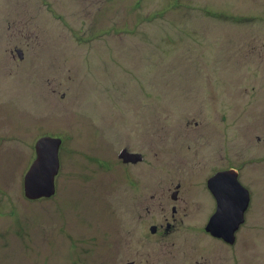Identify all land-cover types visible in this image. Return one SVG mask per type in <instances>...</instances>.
<instances>
[{"label":"rangeland","instance_id":"obj_1","mask_svg":"<svg viewBox=\"0 0 264 264\" xmlns=\"http://www.w3.org/2000/svg\"><path fill=\"white\" fill-rule=\"evenodd\" d=\"M41 137L60 168L29 201ZM225 161L252 197L233 245L204 231ZM178 182L188 217L151 235ZM134 260L264 264V0H0V264Z\"/></svg>","mask_w":264,"mask_h":264},{"label":"water","instance_id":"obj_2","mask_svg":"<svg viewBox=\"0 0 264 264\" xmlns=\"http://www.w3.org/2000/svg\"><path fill=\"white\" fill-rule=\"evenodd\" d=\"M17 57L23 58L22 51L16 49ZM62 140L41 137L34 145L36 157L25 172L23 194L30 200L53 197L55 177L59 173V151ZM125 163L140 162L142 156L126 149L118 155ZM208 187L217 200L216 212L211 216L206 231L211 236L233 245L237 230L245 223V213L250 203L249 192L238 180L235 170L220 172L208 181ZM154 228H151L153 233Z\"/></svg>","mask_w":264,"mask_h":264},{"label":"flooded vegetation","instance_id":"obj_3","mask_svg":"<svg viewBox=\"0 0 264 264\" xmlns=\"http://www.w3.org/2000/svg\"><path fill=\"white\" fill-rule=\"evenodd\" d=\"M195 125H197V123L195 124ZM210 130V129H209ZM123 149H126V148H123ZM123 149H121L120 151H122ZM127 150V149H126ZM120 151L118 152V155H119V153H120ZM128 151V150H127ZM128 152H131V151H128ZM131 153H136V152H131ZM136 154H139V153H136ZM117 155V156H118ZM140 156H142V159H141V161L140 162H130V163H125L124 162V160L123 159H121L119 156V160H120V162H121V164H122V166H124L125 168L126 167H133V166H136V165H138V164H141V162H143V160H144V156L142 155V153L141 154H139ZM227 161H231V159L230 160H227ZM128 170V169H127ZM231 170H235L234 168H233V166H232V164H228V162H223L222 164H220V166H217L216 168H215V170H214V172L212 173V174H210V176H209V178L207 179V181H206V191H207V194L209 195L208 197H211L212 199H213V202H214V207H213V209H214V211L211 213V215H210V217H209V219H208V222H207V224L209 223V220H210V218H211V216L216 212V206H217V200H216V198L213 196V194L211 193V190L209 189V187H208V181H209V179L210 178H212L214 175H216V174H218V173H220V172H229V171H231ZM236 171V170H235ZM237 172V171H236ZM238 173L239 172H237V175H238ZM238 180H239V175H238ZM181 185H180V183L178 182L177 183V186H176V191H174V193H173V195H171V199L173 200V203H171L170 204V206L168 207H166V208H162L161 209V212H162V218H163V223H160V224H155V225H152V226H150V228H149V232H150V234L151 235H158V236H160V237H166L167 235H169L171 232H173V231H175L176 229H177V225H179V224H182V223H184V221H183V218H186V217H188V214L187 213H183L182 211H185L184 210V208L181 206V205H179V202L180 203H182V201L181 200H179V187H180ZM248 192H249V197H250V202H251V199H252V197H251V195H250V191L248 190ZM178 198V199H177ZM249 205H250V203H249ZM249 205H248V207H249ZM249 209V208H248ZM169 211H170V216L169 217H167V214L169 213ZM248 211V210H247ZM246 211V212H247ZM244 218H245V216H244ZM179 223V224H178ZM207 224H206V226H207ZM206 226H205V228H204V231L205 232H207L206 231ZM151 228H154V231H153V233L151 232ZM181 229V228H180ZM179 229V230H180ZM210 236H211V234L209 233V232H207ZM212 237V236H211ZM217 240H219V241H221V242H223L221 239H217ZM73 264H75L74 262H73ZM123 264H135V260L134 261H127V262H124Z\"/></svg>","mask_w":264,"mask_h":264},{"label":"trees","instance_id":"obj_4","mask_svg":"<svg viewBox=\"0 0 264 264\" xmlns=\"http://www.w3.org/2000/svg\"><path fill=\"white\" fill-rule=\"evenodd\" d=\"M214 16H216L215 14H214ZM217 17H221L222 19H230V17L228 16V15H225V16H217ZM225 21V20H224Z\"/></svg>","mask_w":264,"mask_h":264}]
</instances>
